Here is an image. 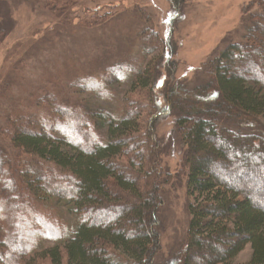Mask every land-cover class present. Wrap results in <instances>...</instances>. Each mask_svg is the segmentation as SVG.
Masks as SVG:
<instances>
[{
    "label": "trees",
    "instance_id": "obj_1",
    "mask_svg": "<svg viewBox=\"0 0 264 264\" xmlns=\"http://www.w3.org/2000/svg\"><path fill=\"white\" fill-rule=\"evenodd\" d=\"M74 1L57 0L64 6ZM181 1L170 0L173 8ZM253 7L258 12L243 20L244 36L209 59L201 84L189 87L176 81V63L168 60L164 65V108L159 111L175 116L187 168L189 223L184 249L174 264H230L246 246L251 250L246 264H264V0H252L247 10ZM156 38L148 30L133 37L149 41L152 47L162 44ZM166 47L170 48L167 56H173L175 48L168 43ZM163 59L158 56L135 71L130 94L150 89L147 103H153L151 93ZM179 96L197 100L183 105ZM121 101L126 107L133 104L125 97ZM158 103L140 104L137 110H122L118 115L81 113L82 118L75 108L64 109L71 123L66 131L74 137L63 139L49 133L52 122H43L35 113L36 117L21 112L15 118L4 117L3 132L11 148L52 165L65 179L26 160L16 161L13 169L0 148L1 168H5L0 178V264L154 263L160 246L155 217L161 205L162 175L154 160L158 153L150 144L155 142ZM54 108L50 104L49 114ZM144 113L148 121L141 123V130L138 120ZM85 124L89 130L82 133ZM142 131V137H133ZM45 174L53 177L50 182H45ZM21 193L34 206L66 208L76 224L69 230L62 228L54 238L57 243L38 248L43 232L25 231L30 228L26 219H20L24 234L16 224ZM15 237L21 240L16 243ZM33 237L39 238L37 244Z\"/></svg>",
    "mask_w": 264,
    "mask_h": 264
},
{
    "label": "rangeland",
    "instance_id": "obj_2",
    "mask_svg": "<svg viewBox=\"0 0 264 264\" xmlns=\"http://www.w3.org/2000/svg\"><path fill=\"white\" fill-rule=\"evenodd\" d=\"M251 1L182 0L173 8L170 0H75L67 6L57 0H0V148L6 159L13 164V169L16 161L26 160L65 179L52 165L11 148L7 132H3L6 115L15 118L19 112L22 115L35 113L43 122H52L49 133L52 131L63 139L62 136L74 137L66 131L71 123L67 120L68 110L64 109L75 108L74 112L82 118L87 112L118 115L122 110H137L140 104L149 107L159 102L154 110L158 113L153 125L155 142L150 144L158 153L154 160L162 175L158 188L161 205L155 217L160 246L153 264H174L184 249L189 223L185 190L187 168L185 147L175 128V116L159 111L164 108L161 96L166 78L164 65L168 60L176 63L173 74L176 81L185 82L189 87L201 84L205 80L203 66L209 59L227 43H237L244 36L243 20L258 12L256 7L247 10ZM143 30L153 32L162 44L152 47L149 41L134 40V35ZM167 43L175 48L173 56H167L170 53ZM158 56L164 59L151 93L153 103L148 104L151 90L130 94V85L135 71ZM200 73L199 80L195 81ZM123 97L135 106L126 107L121 101ZM177 99L183 105L195 104L197 100L184 96ZM50 104L56 108L49 114ZM35 114L33 117L37 116ZM138 121L142 130L141 123L148 121L145 113ZM86 127L80 131L88 132ZM73 128L78 133L77 124ZM104 132L101 129L102 136ZM144 134L142 131L133 137L138 139ZM143 141L148 143L146 139ZM145 160L150 162L151 159ZM1 164L0 178L5 169ZM50 178L53 177L45 174L46 183ZM7 184L11 187L9 182ZM16 202L20 209L15 219H19L16 224L21 233L25 232L20 219H26L30 228L25 231L34 229L45 235L39 243V238H32L40 249L57 243L54 238L62 228L69 230L76 224L66 208L52 206L46 210L34 206L23 193ZM20 240L14 238L15 242ZM250 254L246 246L230 264H246ZM191 256L196 259L195 252Z\"/></svg>",
    "mask_w": 264,
    "mask_h": 264
}]
</instances>
